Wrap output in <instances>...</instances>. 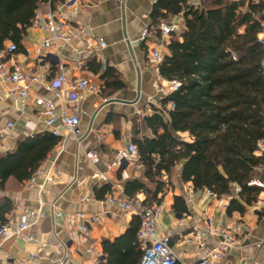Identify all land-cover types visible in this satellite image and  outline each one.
I'll use <instances>...</instances> for the list:
<instances>
[{
    "label": "crops",
    "instance_id": "crops-1",
    "mask_svg": "<svg viewBox=\"0 0 264 264\" xmlns=\"http://www.w3.org/2000/svg\"><path fill=\"white\" fill-rule=\"evenodd\" d=\"M82 1L84 5L78 9L63 6L61 0L54 4L46 1L39 5L38 10L45 13L63 7L74 22L86 26L93 36L106 41V47L84 54V64L78 65L72 52L66 48L44 49L42 59L39 53L47 32L35 23L27 30L24 50L5 58L10 68L18 64L25 71L44 73L46 80L37 83L32 93L53 97L58 116L66 110L76 113L80 124L77 134L62 129L58 144L35 170L51 174L59 171L61 175L58 178L47 181L41 173L37 176V183L30 186L28 179L31 176L22 181L12 175L0 187V201L9 199L13 203V209L6 218L27 208L35 211L29 218L30 227L26 231L35 240L13 234L0 238V264H108L104 241H114L126 233L134 217H138L108 199L129 197L125 185L134 177L147 181L140 159L138 163L124 162L121 166L109 164L120 150L135 143V138L154 136L146 118L153 114L155 108H162L160 101L165 94L159 88L167 84L168 79L152 66L151 53L154 49H161L164 55L169 53L171 37H164L152 18V10L158 0ZM189 3L198 7L203 0H189ZM162 12L166 13V10ZM162 21L185 26L183 12L168 14ZM146 30L148 35L144 36ZM10 43L12 41L6 42L5 47ZM93 61L101 65L99 71L90 68ZM61 65L69 68L68 81L58 87L63 96L55 97L45 84L52 82L57 85ZM106 66L116 70L124 83L122 88L104 92L102 75ZM81 76L88 78L98 89L86 91L75 104L68 103L69 83ZM12 87V83L3 82L0 77V131L5 135L0 140V155L13 152L25 137H34L45 131L52 133L39 116V106H28L21 111L13 95L4 97ZM170 108L171 103L167 105V109ZM9 121L15 125L9 126ZM185 137L190 139L188 134ZM89 152L97 155L96 165L91 163ZM180 168L181 164L170 176H163L170 185L165 193L158 195L162 204L158 218L160 233L171 236L172 247L178 256L177 264H194L219 246L218 235L209 236L205 251L185 240L194 227L208 228L209 219L215 227L233 228L240 223L244 227L243 238L238 237L232 247L223 246L228 264H264V191L244 213L236 211L229 214L227 207L233 195L214 197L208 189L196 190L192 182L182 180ZM97 169L106 172L108 181L93 177ZM255 178L264 181V166L256 169ZM105 187L109 191L104 197H98L96 189ZM175 196L183 197L185 203L181 206L185 207L184 210L174 209ZM136 197L144 200L145 194L140 192ZM92 198L94 200H90ZM81 213L90 220L88 235L79 230V225L84 222ZM94 216L97 218L91 220ZM129 248L121 250L118 264H139L140 260ZM5 253L9 254L8 258Z\"/></svg>",
    "mask_w": 264,
    "mask_h": 264
},
{
    "label": "trees",
    "instance_id": "trees-1",
    "mask_svg": "<svg viewBox=\"0 0 264 264\" xmlns=\"http://www.w3.org/2000/svg\"><path fill=\"white\" fill-rule=\"evenodd\" d=\"M46 1L58 0H0V51L8 41L17 45V51L24 50L27 30ZM180 12L184 30L180 36L172 35L159 70L162 77L181 84L161 99V109L147 116L154 136L134 139L147 181L134 177L126 183L125 192L130 198L143 192L146 204L161 202L158 195L170 185L163 176H170L181 164L184 182L218 196L233 195L227 212L244 213L262 191L249 183L264 165V155L257 153L264 140V49L258 40L264 0H203L198 7L189 0H158L152 18L160 26L168 14ZM100 66L90 63L95 71ZM102 78L104 92L124 86L112 67L106 66ZM169 103L172 108L167 109ZM58 141L59 137L45 131L21 139L13 152L0 155V187L12 175L22 181L29 178ZM107 191L108 187L96 189V195L104 197ZM184 203L182 196H175L174 209L184 210ZM12 209L9 199L0 201V223ZM138 228L139 218L134 217L126 233L104 241L108 264H118L124 247L141 259Z\"/></svg>",
    "mask_w": 264,
    "mask_h": 264
},
{
    "label": "built area",
    "instance_id": "built-area-1",
    "mask_svg": "<svg viewBox=\"0 0 264 264\" xmlns=\"http://www.w3.org/2000/svg\"><path fill=\"white\" fill-rule=\"evenodd\" d=\"M61 4L65 7H72L75 9L84 5L82 0H61ZM86 5V4H85ZM37 24L43 30L47 32L45 37L40 56L44 58V49L55 47L57 49L66 48L72 52L73 58L78 65L84 64V54H88L95 49L104 48L107 46L106 41L102 37L93 36L88 28L82 24L74 22L68 12L63 8L51 9L45 13H41L37 9L34 17L33 24ZM263 29L258 34V40L264 49V21H261ZM159 29L164 37H172L174 34H180L184 26H181L176 22L162 21ZM144 36L148 35V31H144ZM17 51V45L10 43L7 47L0 51V77L3 82H10L13 87L9 89L4 97L13 95L19 103V109L24 111L28 106H39V116L44 121L45 125L50 128L53 135L62 137V129H66L73 134L78 133V126L80 124V117L76 113H70L67 110L59 117L57 113L56 102L53 97H43L34 95L32 93L34 86L37 83H41L46 80L44 73L29 72L22 69L18 64H14L12 68L6 65V57H12ZM233 58H236V54L232 52ZM164 59V53L161 49H154L151 53V63L156 71L160 72V64ZM105 68V67H104ZM61 72L58 76L57 85L47 82L46 88L54 92L55 97H62V90L58 87L64 86L68 81L69 68L61 65ZM262 70L264 72V60L262 63ZM181 82L179 80H168L167 84L162 85L159 89L163 94L177 89ZM70 92L66 97V101L71 104H75L82 95L88 90H96L94 84L86 77H78L69 83ZM166 118L169 117L168 112L163 111ZM8 125L13 127L15 123L9 121ZM5 138L3 132L0 131V140ZM259 155H264V140L258 144ZM88 157L92 164L96 165L98 157L94 152H89ZM139 151L136 143H130L127 149L120 150L111 165L121 166L124 162L138 163ZM108 166V167H109ZM264 166V165H263ZM44 174L47 181H53L58 178L61 173L56 171L54 174L45 173V170L35 171L28 179V184L34 186L37 183V176ZM93 177L99 181H108L106 172L96 170ZM262 188L264 191V181L258 178H253L250 183ZM239 188H236L238 191ZM214 197L218 195L208 190ZM88 200V199H84ZM94 200V198L90 199ZM111 203L118 204L126 211L133 212L139 217L140 224L137 231V239L142 249V256L139 264H177L178 256L172 247L171 236L167 234H161L158 225V218L162 213V204L160 202H153L150 204L143 203L140 198L124 197L123 199H116L109 197ZM261 204L262 202L259 201ZM35 211L32 209H24L18 215L12 214L4 222L0 224V238H5L10 234L19 238H27L29 240H35V237L31 234H27L26 231L30 227L29 218L34 215ZM43 215V214H41ZM80 217L84 219L79 225V230L84 234L90 233L89 218H85L84 214H80ZM97 217H92L91 220H95ZM85 219H88L87 221ZM244 227L240 223L233 228L215 227L211 225L209 219L208 228L203 229L200 227H194L191 233H189L185 240L188 243H195L201 250L205 251L208 246V238L210 235L219 236V246L213 250L205 253L202 258L194 264H228L226 259V252L223 249L225 247H232L238 237H244ZM90 250V249H89ZM6 258L9 257L8 253H5ZM22 264V263H20ZM91 264V263H90Z\"/></svg>",
    "mask_w": 264,
    "mask_h": 264
},
{
    "label": "rangeland",
    "instance_id": "rangeland-1",
    "mask_svg": "<svg viewBox=\"0 0 264 264\" xmlns=\"http://www.w3.org/2000/svg\"><path fill=\"white\" fill-rule=\"evenodd\" d=\"M264 21V20H263Z\"/></svg>",
    "mask_w": 264,
    "mask_h": 264
}]
</instances>
